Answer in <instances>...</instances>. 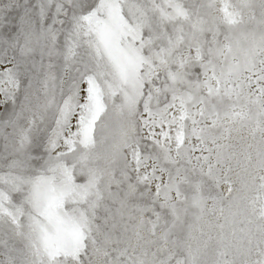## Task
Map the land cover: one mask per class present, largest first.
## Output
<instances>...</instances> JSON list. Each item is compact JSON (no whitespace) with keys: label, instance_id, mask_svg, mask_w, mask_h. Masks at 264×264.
Here are the masks:
<instances>
[{"label":"snow or ice","instance_id":"snow-or-ice-1","mask_svg":"<svg viewBox=\"0 0 264 264\" xmlns=\"http://www.w3.org/2000/svg\"><path fill=\"white\" fill-rule=\"evenodd\" d=\"M0 264H264V0H0Z\"/></svg>","mask_w":264,"mask_h":264}]
</instances>
